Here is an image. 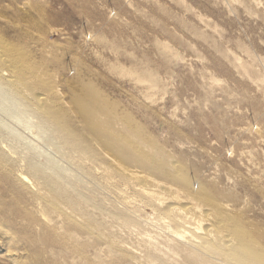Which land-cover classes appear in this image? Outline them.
<instances>
[{
	"label": "rangeland",
	"instance_id": "1",
	"mask_svg": "<svg viewBox=\"0 0 264 264\" xmlns=\"http://www.w3.org/2000/svg\"><path fill=\"white\" fill-rule=\"evenodd\" d=\"M0 39L24 64L44 62L39 75L63 94V110L94 90L114 130L155 138L195 187L213 184L238 221L264 233V0H0ZM20 110L0 91L1 146L19 165L38 154L47 170L76 173L48 128ZM14 177L0 176V264H135ZM108 194L95 197L106 217L118 208ZM163 216L147 205L138 226L103 231L141 250L147 234L164 238Z\"/></svg>",
	"mask_w": 264,
	"mask_h": 264
},
{
	"label": "bare ground",
	"instance_id": "2",
	"mask_svg": "<svg viewBox=\"0 0 264 264\" xmlns=\"http://www.w3.org/2000/svg\"><path fill=\"white\" fill-rule=\"evenodd\" d=\"M12 46L0 39V91L21 107L20 116L38 118L48 128L47 137L77 171L68 172L57 164L49 171L38 154L31 155L24 167L0 143V176L10 180L16 175L57 211L67 207L79 213L77 228L97 235L111 252L135 264H264V233L238 221L229 206L220 202L222 195L213 184L199 182L195 187V173L174 163L155 138L141 133L129 137L114 130L115 115L90 88L83 96L72 94L73 106L63 110L59 106L64 103L63 94L39 75L38 67L43 68L44 62L26 60L24 64L22 60L28 57H17ZM138 130L143 131L140 125ZM46 163L54 164L52 160ZM129 189L133 198L125 200ZM108 192L117 196L118 208L108 216L111 223L130 230L139 225L138 213L148 205L164 215L160 219L164 238L157 241L147 234L143 239L148 243L136 251L120 246L114 238L118 232L103 231L104 225L114 224L107 221L105 208L95 198Z\"/></svg>",
	"mask_w": 264,
	"mask_h": 264
}]
</instances>
